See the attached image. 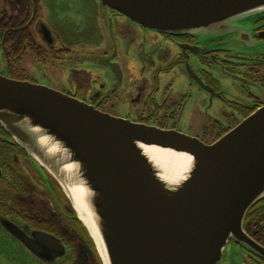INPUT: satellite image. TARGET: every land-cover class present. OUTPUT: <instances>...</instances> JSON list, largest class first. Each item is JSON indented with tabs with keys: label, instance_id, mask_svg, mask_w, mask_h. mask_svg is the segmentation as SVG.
<instances>
[{
	"label": "flooded vegetation",
	"instance_id": "flooded-vegetation-1",
	"mask_svg": "<svg viewBox=\"0 0 264 264\" xmlns=\"http://www.w3.org/2000/svg\"><path fill=\"white\" fill-rule=\"evenodd\" d=\"M0 0V75L107 115L214 144L264 107V13L242 36L207 39L137 24L101 0ZM218 264H264V199ZM0 261L101 264L49 172L0 128Z\"/></svg>",
	"mask_w": 264,
	"mask_h": 264
},
{
	"label": "water",
	"instance_id": "water-1",
	"mask_svg": "<svg viewBox=\"0 0 264 264\" xmlns=\"http://www.w3.org/2000/svg\"><path fill=\"white\" fill-rule=\"evenodd\" d=\"M101 1L159 33L212 40L264 13V0ZM0 128L59 184L101 264H218L233 238L260 250L244 225L264 199V107L206 145L1 74ZM146 148L185 158L168 164L172 180Z\"/></svg>",
	"mask_w": 264,
	"mask_h": 264
},
{
	"label": "bare ground",
	"instance_id": "bare-ground-1",
	"mask_svg": "<svg viewBox=\"0 0 264 264\" xmlns=\"http://www.w3.org/2000/svg\"><path fill=\"white\" fill-rule=\"evenodd\" d=\"M147 152L149 153V151L152 153V156L154 158V160L157 161L158 165L162 167L163 170V177L167 180H172V176H170V171H169V166L168 164L173 161L176 160L177 158L179 159H185V158H180L177 155H174L168 151H160V150H156V149H148L146 148ZM79 212H81L82 215H84V212H82L81 210H79ZM86 223H88L87 221H85Z\"/></svg>",
	"mask_w": 264,
	"mask_h": 264
},
{
	"label": "trees",
	"instance_id": "trees-1",
	"mask_svg": "<svg viewBox=\"0 0 264 264\" xmlns=\"http://www.w3.org/2000/svg\"><path fill=\"white\" fill-rule=\"evenodd\" d=\"M9 1L11 2V1H13V0H8L7 3H10ZM13 2H14L15 4H18V3H19V2H17V0H14ZM92 243H93V242H92ZM94 245H95V244H94ZM95 249H96V248H95ZM96 253H97V251H96ZM98 255H99V254H98ZM99 259H100V257H99ZM100 263H101V260H100Z\"/></svg>",
	"mask_w": 264,
	"mask_h": 264
},
{
	"label": "rangeland",
	"instance_id": "rangeland-1",
	"mask_svg": "<svg viewBox=\"0 0 264 264\" xmlns=\"http://www.w3.org/2000/svg\"><path fill=\"white\" fill-rule=\"evenodd\" d=\"M0 7H1V2H0ZM2 264H4V263H2Z\"/></svg>",
	"mask_w": 264,
	"mask_h": 264
}]
</instances>
